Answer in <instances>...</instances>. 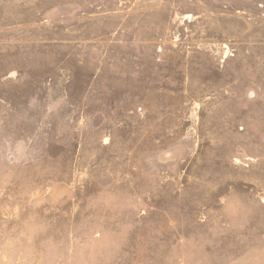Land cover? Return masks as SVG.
I'll list each match as a JSON object with an SVG mask.
<instances>
[{"label":"rangeland","instance_id":"374dc122","mask_svg":"<svg viewBox=\"0 0 264 264\" xmlns=\"http://www.w3.org/2000/svg\"><path fill=\"white\" fill-rule=\"evenodd\" d=\"M0 264H264V0H0Z\"/></svg>","mask_w":264,"mask_h":264}]
</instances>
